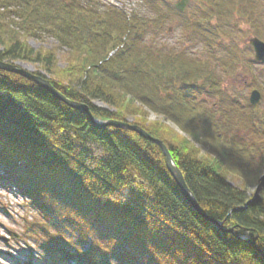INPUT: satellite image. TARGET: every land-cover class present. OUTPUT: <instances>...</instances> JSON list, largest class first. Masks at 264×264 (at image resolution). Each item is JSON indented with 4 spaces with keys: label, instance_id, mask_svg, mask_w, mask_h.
Returning a JSON list of instances; mask_svg holds the SVG:
<instances>
[{
    "label": "trees",
    "instance_id": "16d2710c",
    "mask_svg": "<svg viewBox=\"0 0 264 264\" xmlns=\"http://www.w3.org/2000/svg\"><path fill=\"white\" fill-rule=\"evenodd\" d=\"M143 1L151 7L162 0ZM204 1L214 10L191 13L187 26L211 34L210 45L211 22L222 11ZM98 6L0 0V61L38 66L51 78L35 75L86 104L97 120H132L163 142L206 216L238 237L194 211L159 147L133 132L97 130L39 86L0 71V182L18 188L41 220L26 237H38L51 263L264 264L241 239L257 237L264 251V117L257 116L263 145L248 146L233 132L230 101L216 110L196 98L225 95L208 59L187 64L179 54L155 59L149 47L138 50L139 33L160 30L164 16ZM47 36L58 49L29 45ZM57 50L65 51L63 69ZM149 111L164 121L150 122Z\"/></svg>",
    "mask_w": 264,
    "mask_h": 264
},
{
    "label": "rangeland",
    "instance_id": "374dc122",
    "mask_svg": "<svg viewBox=\"0 0 264 264\" xmlns=\"http://www.w3.org/2000/svg\"><path fill=\"white\" fill-rule=\"evenodd\" d=\"M91 1L98 2V7L102 10L125 11L129 17L138 15L140 18L151 20L157 15L164 16L166 20L162 29L156 31L154 27L152 33L145 35L141 48L149 47L155 59L161 56L167 59L169 54L177 52L181 53L187 63L190 59H208V65L214 70V76L220 87L224 89L225 95L221 96L223 97L221 100L209 94H197L196 98H199L205 106L216 110H219L220 105H229L228 101H230L233 109L229 111V117L235 123L232 125L233 132L242 137L248 146L254 147L257 143L263 145L257 116L264 117V63L256 62L249 40L257 38L264 43V0H215L217 7L220 6L219 10L222 12L224 10V13L218 12L219 16L211 22L216 41L210 45L211 34L205 36L199 29H189L187 26L189 20L187 18L192 12L207 13L214 10L210 1L189 0L184 13H180L182 15H178V11L177 14L171 11V7L182 0H162L155 2L151 7L143 0ZM29 45L34 50L58 49V42L48 36L43 41H30ZM2 50L0 47V52ZM57 51L58 67L63 69L65 61L61 55L65 51ZM16 64L27 71L40 72L51 78L38 66L23 62ZM254 92L259 94V101L252 106L251 97ZM95 104L99 108L108 109L101 102ZM149 113L150 122L164 121V118L157 117L150 111ZM129 123L132 124V120ZM167 125L179 131L171 122H167ZM2 177L4 173L0 172V179ZM262 183L263 187L264 176ZM36 212L31 202L21 195L18 188L8 187L0 182V264H48L38 237L24 239V236H27L25 235L27 225L41 221ZM243 238L252 237L246 234ZM87 249L88 246H85L83 251ZM71 264L76 263L71 261Z\"/></svg>",
    "mask_w": 264,
    "mask_h": 264
},
{
    "label": "water",
    "instance_id": "95a60500",
    "mask_svg": "<svg viewBox=\"0 0 264 264\" xmlns=\"http://www.w3.org/2000/svg\"><path fill=\"white\" fill-rule=\"evenodd\" d=\"M188 4V1L183 0L181 3L175 6L177 10L180 12H183L185 9V6ZM250 45L252 46L254 52H255V59L258 62H264V43L260 40L253 38L249 40ZM0 71L11 73L18 75L29 82L39 86L41 89L45 90L47 93H49L52 97L69 107L70 109H73L77 112L82 113L83 115L87 116L90 120V122L93 124V126L97 130H104L106 128L112 127L120 130L130 131L133 133H136L139 135L142 139L148 141L152 145H156L159 147L166 159V167L167 170L176 183L177 187L181 191L182 195L188 202V204L196 211L203 219L206 221H209L211 223L216 224L219 228L223 229V226L221 223L215 222L208 218L206 214L203 212L199 204L197 203L193 193L188 188L184 176L182 172L179 170V168L176 166L169 150L164 145L163 142L152 138L147 132H145L143 129H141L138 126L132 125L130 123H120L116 121H100L97 120L90 108L86 104H82L76 101H72L69 98H67L65 95L60 93L57 89L54 88V86L51 84V82L48 79H45L41 76L35 75L33 72L27 71L26 69H23L19 67L17 64H9L3 61H0ZM259 101V94L257 92H254L251 97V104L255 106ZM227 234H233L234 236L238 237L237 232L234 231V229L231 230H224ZM243 241L252 247L257 253L261 255L262 258H264V251L261 250L257 246V237L251 238V239H243Z\"/></svg>",
    "mask_w": 264,
    "mask_h": 264
}]
</instances>
